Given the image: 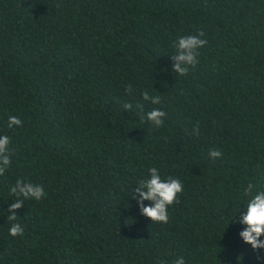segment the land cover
<instances>
[{"label": "trees", "instance_id": "obj_1", "mask_svg": "<svg viewBox=\"0 0 264 264\" xmlns=\"http://www.w3.org/2000/svg\"><path fill=\"white\" fill-rule=\"evenodd\" d=\"M199 31V64L178 76L173 42ZM137 102L163 126L140 123ZM4 135L0 264H264L239 223L243 189L264 190V0H0ZM151 167L183 184L167 223L130 198ZM21 178L46 195L24 201L12 237Z\"/></svg>", "mask_w": 264, "mask_h": 264}, {"label": "clouds", "instance_id": "obj_2", "mask_svg": "<svg viewBox=\"0 0 264 264\" xmlns=\"http://www.w3.org/2000/svg\"><path fill=\"white\" fill-rule=\"evenodd\" d=\"M56 7L58 8L60 5ZM204 35L203 31H199L195 35L179 36L173 42L175 52L171 59L174 62L173 72L178 74V76H186L190 70L194 71L197 68L200 56L199 50L207 44V40L202 38ZM125 91L131 96L133 93L132 86L128 85ZM141 96L145 102H150L153 105L161 104L160 95L153 96L144 91ZM123 109L127 112L132 111L133 104L125 102ZM135 109V116L139 118L140 123L148 122L156 128L163 126L164 118L166 117L164 111L153 108L146 112L144 104L139 102L136 103ZM7 126L9 129L22 127L23 121L19 117L12 115L8 118ZM199 130L200 125L197 122L192 134L198 136ZM10 142V137L7 135L0 136V176L5 174L12 163L11 153L9 152ZM221 155L222 153L215 148L209 150V157L213 160L220 158ZM148 173V177L137 182V185L132 189L130 198L137 200L141 215L150 219L152 223H167L169 219L168 209L177 202L178 195L183 192V184L179 179L171 176L166 180L162 179L156 167H151ZM10 193L16 199L8 209L10 214L7 216V220L12 222L9 228V235L12 237L22 236L25 229L22 224L16 222L18 218L16 215L17 210L24 206L25 200L33 199L39 201L45 197L46 193L42 185L26 182L22 178L18 179L15 185L10 188ZM242 196L249 199H247L245 209L240 215L239 223L244 226V230L240 232V237L254 251L264 249V240H261V237L264 236V190L250 182L243 189ZM145 201L150 202L148 206H145ZM159 264H166V262L159 261ZM173 264H185V260L181 256Z\"/></svg>", "mask_w": 264, "mask_h": 264}]
</instances>
